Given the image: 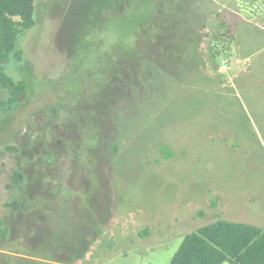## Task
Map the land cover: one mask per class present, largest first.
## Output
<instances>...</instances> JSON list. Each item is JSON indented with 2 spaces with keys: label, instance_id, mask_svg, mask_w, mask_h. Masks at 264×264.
I'll return each instance as SVG.
<instances>
[{
  "label": "rangeland",
  "instance_id": "374dc122",
  "mask_svg": "<svg viewBox=\"0 0 264 264\" xmlns=\"http://www.w3.org/2000/svg\"><path fill=\"white\" fill-rule=\"evenodd\" d=\"M0 86V264H169L264 228V0H36ZM223 264H230L225 262Z\"/></svg>",
  "mask_w": 264,
  "mask_h": 264
},
{
  "label": "trees",
  "instance_id": "16d2710c",
  "mask_svg": "<svg viewBox=\"0 0 264 264\" xmlns=\"http://www.w3.org/2000/svg\"><path fill=\"white\" fill-rule=\"evenodd\" d=\"M36 0H0V86L2 106L12 109L27 91V81L6 69L11 56L23 60L18 43L33 28ZM264 264V228L219 218L187 233L169 264Z\"/></svg>",
  "mask_w": 264,
  "mask_h": 264
}]
</instances>
